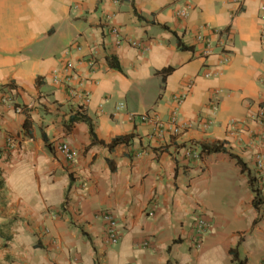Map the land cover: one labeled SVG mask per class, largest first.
Instances as JSON below:
<instances>
[{
    "label": "crops",
    "instance_id": "0c3cea01",
    "mask_svg": "<svg viewBox=\"0 0 264 264\" xmlns=\"http://www.w3.org/2000/svg\"><path fill=\"white\" fill-rule=\"evenodd\" d=\"M186 1L190 10L181 19L176 12ZM263 3L0 0V264H236L235 252L244 264H262L255 139L264 118H254L264 107ZM111 23L148 50L117 45ZM205 24L219 31L207 33L208 56L197 41ZM92 55L91 70L84 60ZM69 60L85 80L88 103L52 80ZM167 67L173 70L165 75ZM184 92L178 107L174 97ZM81 105L97 141L87 122L69 123ZM176 106L186 127L178 136H160L139 118L150 112L168 120ZM131 134L112 149L100 142ZM63 142L76 152L75 163L59 151ZM202 143H223L227 152L203 154ZM191 145L201 158L186 155ZM106 210L120 223L114 245L106 242ZM204 216L212 226L197 249L193 225Z\"/></svg>",
    "mask_w": 264,
    "mask_h": 264
},
{
    "label": "built area",
    "instance_id": "2783aa9c",
    "mask_svg": "<svg viewBox=\"0 0 264 264\" xmlns=\"http://www.w3.org/2000/svg\"><path fill=\"white\" fill-rule=\"evenodd\" d=\"M190 10L189 2L186 1L184 6L177 9V16L181 19H184L188 16ZM108 19H105V22L110 23L112 21V18L109 16ZM259 20H260V36L261 40L264 42V3L260 6L259 9ZM111 33L115 36V42L117 45H120L124 42L129 43L131 46L137 48L141 53H145L149 45L148 43H145L138 39L128 38L123 36L121 34V29L118 25L112 24L110 25ZM211 33L214 35L219 36V31L213 27H211L208 24H205L202 28L200 33L197 35V41L201 42L203 44L202 54L203 56H208L212 53V39L211 36L207 33ZM78 49L79 46H76ZM84 62L87 64L89 69H94V67L97 64L96 58L92 55L88 59H85ZM227 62V59L224 58L221 61V64ZM219 70L215 73L206 72L204 75L206 77H212L219 74ZM52 80L55 85L57 86H64L66 85L69 91V95L72 98H79L84 103H88L91 98V94L88 90L85 89V80L81 78L79 73L76 70V65L73 61L69 60L66 63V66L61 71H54L52 73ZM77 81V83H75ZM192 85L188 84L187 89H191ZM221 92V90H219ZM186 92L182 93L180 96H175L174 100L179 107L181 103L183 102ZM7 102H11L12 98H6ZM176 106L174 111L171 114V117L168 120L162 119L161 116L155 113H142L139 115V118L143 121H148L152 123L156 130L158 131V134L163 136L165 133H170L171 135H181L186 131V127L182 126L178 121V114H179V108ZM219 102L215 101L213 104V109L216 111L218 109ZM123 105L121 104L118 109H122ZM264 118V107H261L256 114L254 120L263 121ZM238 122L233 123V128L231 129V132L235 130V126ZM259 141L258 149L255 153V165L258 172V177L260 179V183L262 185V188L264 189V152L261 150V147L264 143V133L257 132L256 139ZM9 144L12 145L13 141L9 140ZM59 151L63 154L64 158L69 161L71 164L76 162V152L73 150L70 143L63 142L58 146ZM186 155L188 157H194V158H201V152L200 149L195 148V146L191 145L186 150ZM101 217L105 221L106 224V236H107V244L114 245L118 243L120 239V223L118 222L117 216L111 212L110 210H106L102 212ZM212 226L211 221L206 217H200L197 219L193 225V231H192V243L197 248L200 249L203 243L204 235L207 230H209ZM262 264H264V259L262 261Z\"/></svg>",
    "mask_w": 264,
    "mask_h": 264
},
{
    "label": "trees",
    "instance_id": "16d2710c",
    "mask_svg": "<svg viewBox=\"0 0 264 264\" xmlns=\"http://www.w3.org/2000/svg\"><path fill=\"white\" fill-rule=\"evenodd\" d=\"M179 45L183 49L191 48L190 46L183 44L181 41H179ZM107 61L111 67L117 68L118 70L121 69L120 64L116 61L115 57L107 56ZM172 70L173 68L167 67V68L162 69L161 72L166 75L170 73ZM76 121L87 122L90 126V131L93 137V142L97 141V137H96V134L93 128V123L90 117L87 115L86 107L84 105H81L78 111H76L75 113H73V115H71L69 123H73ZM24 126H25V129L28 127V121L25 122ZM133 137H134V134L124 135V136L115 137L110 143H105L104 141H100V142L103 144H106L110 149H112L115 146L122 144V143L128 144L131 138ZM201 152L203 154H212V153H217V152H227V150L224 147L223 143H211V144L202 143ZM230 155L232 157L237 158V162L241 165L243 171L247 169L246 163H244L239 157L233 155L232 153H230ZM254 182H255V178L251 177L250 184L253 188H254ZM261 204H262V198L259 194V190L255 189L254 205L258 209L261 206ZM233 259H235L236 264H244V261L239 259L237 252L234 253Z\"/></svg>",
    "mask_w": 264,
    "mask_h": 264
}]
</instances>
